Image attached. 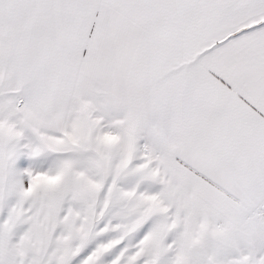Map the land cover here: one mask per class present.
<instances>
[{
    "label": "snow or ice",
    "instance_id": "snow-or-ice-1",
    "mask_svg": "<svg viewBox=\"0 0 264 264\" xmlns=\"http://www.w3.org/2000/svg\"><path fill=\"white\" fill-rule=\"evenodd\" d=\"M0 264H264V0H0Z\"/></svg>",
    "mask_w": 264,
    "mask_h": 264
}]
</instances>
